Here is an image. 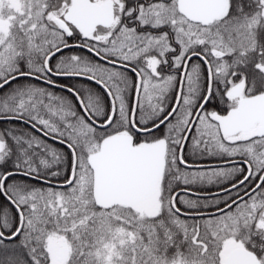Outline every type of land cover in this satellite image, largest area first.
Returning <instances> with one entry per match:
<instances>
[{
    "label": "snow or ice",
    "instance_id": "obj_1",
    "mask_svg": "<svg viewBox=\"0 0 264 264\" xmlns=\"http://www.w3.org/2000/svg\"><path fill=\"white\" fill-rule=\"evenodd\" d=\"M0 264H264V0H0Z\"/></svg>",
    "mask_w": 264,
    "mask_h": 264
}]
</instances>
